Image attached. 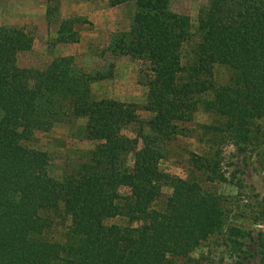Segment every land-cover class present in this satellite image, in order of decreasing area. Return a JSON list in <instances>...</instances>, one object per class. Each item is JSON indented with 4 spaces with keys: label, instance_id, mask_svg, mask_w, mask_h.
<instances>
[{
    "label": "trees",
    "instance_id": "1",
    "mask_svg": "<svg viewBox=\"0 0 264 264\" xmlns=\"http://www.w3.org/2000/svg\"><path fill=\"white\" fill-rule=\"evenodd\" d=\"M170 1H109L135 6L130 28L115 32L107 50L141 61L146 120L135 103L94 94L92 83L111 77L113 63L89 72L61 55L44 69L21 67L17 55L33 36L0 25V264H214L215 255L194 253L215 235L231 264H264V231L227 221L221 195L195 175L158 166L164 143L198 108L248 165L245 152L264 123V0H208L195 25ZM75 21L60 22L59 41L78 40ZM217 65L229 70L224 83L214 79ZM78 119L94 148L53 176L50 155L26 143L35 130ZM132 124L131 137L122 130ZM219 165L195 163L225 181ZM165 184L171 193L159 202ZM251 220L264 223V180Z\"/></svg>",
    "mask_w": 264,
    "mask_h": 264
},
{
    "label": "rangeland",
    "instance_id": "2",
    "mask_svg": "<svg viewBox=\"0 0 264 264\" xmlns=\"http://www.w3.org/2000/svg\"><path fill=\"white\" fill-rule=\"evenodd\" d=\"M110 0H0V25L21 27L33 36L32 47L17 55L21 67L44 69L53 58L72 55L75 63L85 71L110 70L112 76L92 83V90L98 98L114 99L135 103L138 116L146 120L151 114L145 110L147 87L144 85L141 61L128 55L112 56L107 50L111 36L118 31L130 28L135 10L132 2L110 5ZM208 0H171L172 10L189 15L193 25L197 22L200 9ZM54 4L58 8H54ZM105 8L108 13H95L94 21L89 14ZM92 15V14H91ZM75 18L74 29L76 42H62L57 39V29L65 18ZM229 77V70L217 65L214 79L224 83ZM84 119L62 121L48 131L35 130L33 137L26 144L35 150L46 151L50 155L51 175L58 177L71 164L85 159L96 142L83 136ZM212 113L198 108L187 121L180 122L177 134L166 141L162 148L159 169L173 176L186 178L195 175L200 184L221 195L227 214V221L245 230L264 231V223L254 224L251 214L254 211L256 195L263 193L264 180V123L260 130V141L249 146L245 156L247 166L241 164L242 154L236 152L235 146L220 140L209 125L214 124ZM135 124L123 128L128 136H135ZM147 130V128H146ZM145 130V131H146ZM140 145V143H139ZM244 154V153H243ZM218 160L225 181L210 180L205 172L197 171L195 163L205 162L207 169H213ZM132 161L131 154L127 163ZM244 172H233L237 169ZM234 173V174H233ZM239 179L240 183H237ZM122 193L127 191L121 188ZM159 202L171 193L169 185L162 186ZM204 255H215L214 264H231L228 247L222 244L220 236H213L199 250ZM219 256L222 260H219Z\"/></svg>",
    "mask_w": 264,
    "mask_h": 264
},
{
    "label": "crops",
    "instance_id": "3",
    "mask_svg": "<svg viewBox=\"0 0 264 264\" xmlns=\"http://www.w3.org/2000/svg\"><path fill=\"white\" fill-rule=\"evenodd\" d=\"M95 13H97V14H100V15H102L103 13H104V15H106L107 13H108V11L105 9V8H100V10L98 11H94V12H92L91 14H89V17L88 18H90V20H93L94 21V17H93V15L95 14Z\"/></svg>",
    "mask_w": 264,
    "mask_h": 264
}]
</instances>
